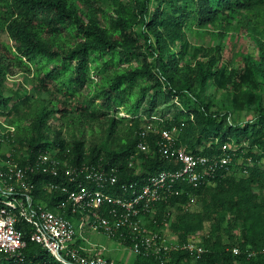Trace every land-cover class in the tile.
Returning <instances> with one entry per match:
<instances>
[{
    "label": "trees",
    "instance_id": "16d2710c",
    "mask_svg": "<svg viewBox=\"0 0 264 264\" xmlns=\"http://www.w3.org/2000/svg\"><path fill=\"white\" fill-rule=\"evenodd\" d=\"M150 2L0 0V117L15 128L7 146L20 165L49 153L73 166L114 168L118 182L106 190L127 197L131 190L124 191L123 185L139 188L149 176L175 168L158 152L155 131L160 129H175V146L195 155L217 156L223 143L239 144L243 138L264 150V0H156L153 8ZM196 28L229 40L244 34L255 52L238 51L231 67L219 64L225 47L220 41L210 48L198 46L188 56L185 31ZM124 61L129 63L121 67ZM18 73L23 81L30 78L31 93L18 84L8 96L6 80ZM210 85L224 96L220 110H212L205 97ZM163 97L177 100L170 116L152 110ZM234 111L254 112V122L230 124ZM51 120L61 125L53 126ZM149 125L155 130L146 137L149 153L134 160L139 133ZM211 138L210 146L200 149ZM242 157L261 160L253 150L238 148L227 169L197 186L178 184L146 216L151 219L146 227L159 233L173 208L200 197L202 213L180 215L174 225L183 244L202 228L205 217L217 216L199 256L178 250L160 257L134 256L133 264H264V200L253 192V187L264 188V171L256 167L247 176L227 175ZM29 182L35 204L53 211L66 194L48 190L46 184L71 188L62 175L33 174ZM16 227L26 241L23 260L0 254L2 264H60L30 241L29 224L21 221ZM236 229L239 234L233 236ZM251 251L254 257H248Z\"/></svg>",
    "mask_w": 264,
    "mask_h": 264
},
{
    "label": "built area",
    "instance_id": "2783aa9c",
    "mask_svg": "<svg viewBox=\"0 0 264 264\" xmlns=\"http://www.w3.org/2000/svg\"><path fill=\"white\" fill-rule=\"evenodd\" d=\"M152 129L155 131L149 125L140 131L137 152L132 159L137 160L138 155L146 157L149 153L146 137ZM14 132L15 128L0 117V150L3 145L7 147V152L0 157V254L17 263L22 262L21 252L26 245L16 227L21 221L31 226L30 241L40 245L60 264H120L105 255L109 252L105 246L88 241L86 235L90 232L116 240L134 256L160 257L178 250L199 256L204 248L197 242H167L164 236L149 232L142 220L157 202L172 195L178 184L186 182L197 186L213 178L218 170L227 169L238 150L228 149L224 144L217 156L195 155L184 147L175 146V129L155 131L159 135V154L174 163L175 168L149 176L139 188L136 183L123 185L124 191L131 190V195L125 197L106 190L118 182L114 168L73 166L49 153H39L32 161L20 165L7 146ZM134 160L130 162L131 167ZM38 173L62 175L71 185L68 188L46 184L48 190H61L66 194L65 201L56 205V211L35 204L30 196L33 185L29 177ZM62 211L69 212L72 218ZM232 252L237 255L238 249L233 248ZM255 255L254 251L248 253V257Z\"/></svg>",
    "mask_w": 264,
    "mask_h": 264
},
{
    "label": "rangeland",
    "instance_id": "374dc122",
    "mask_svg": "<svg viewBox=\"0 0 264 264\" xmlns=\"http://www.w3.org/2000/svg\"><path fill=\"white\" fill-rule=\"evenodd\" d=\"M151 5L153 8L155 6L156 0H151ZM185 36L187 41L189 42V47L190 50L188 51V56L193 54V51L195 48H197L198 46H203L205 48H210L212 46H216L218 44V41H220L225 47L223 49V57H222V61L219 64H227L228 67H231L232 64H235V61L233 60L234 55L238 53V51H245V50H249L250 52H255L254 48H252L249 40L247 39L246 36H244V34H240V36L238 38H235L234 40H229L228 36L225 35L223 38H220L217 33L213 30H204V29H200V28H196L194 29L193 32L190 31H185ZM1 40L2 41H6L7 38L5 35H1ZM130 63H135L134 59H130L129 61ZM128 61H124L120 63L121 67H126L129 63ZM30 76V75H28ZM92 79L96 80L97 76H95L94 74H92L91 76ZM24 80V75L23 74H16L14 77L9 76L8 79L6 80L5 86V94L8 96H12V91L17 90L18 84H24L23 88H25L27 90V93H31L30 91V85L28 84V81H30V78L28 81H23ZM207 96L208 99H211V104L214 106L212 107V110H220L221 108V104L222 102H224V96L221 92L215 90V88L210 85V87L207 89ZM207 99V98H206ZM13 101H16V98L14 97L12 99ZM177 103L176 98H172V100H167L166 98H161L155 101V106L152 108L153 111H156L157 114L161 115V116H170L171 112H173L174 110V104ZM145 107H149L146 104L144 105ZM145 107L143 109H145ZM120 115H124L125 113L123 111H120L119 113ZM144 114V113H143ZM119 115V116H120ZM255 119V113L254 112H236L234 111L233 113H231V116L229 118V123L230 124H243L245 122H251V120H253L254 122ZM51 125L53 126H59L61 125L60 121H55V120H51L50 121ZM8 124V123H7ZM96 125V123L94 124ZM257 128V127H256ZM178 137H180V134L178 133ZM90 140V136H87V143L89 144ZM215 140V139H214ZM211 142H213V139L211 138L208 141H203L202 143V148L204 147H209ZM215 142V141H214ZM227 144V148L231 149V148H243L244 150H253L254 154H258L259 156H261V160L259 162H254L251 160H247V158L245 159L244 157H242L241 159L237 160L235 162V166L233 168H231V170H229V172L227 173V175H231L232 173H236V175L238 177L241 176H247L249 174V170L252 168H256L258 167L260 171H264V150H262L260 148L259 145H250L249 139L248 138H243L239 144H236L233 141L231 142H226L223 143ZM222 145V146H223ZM7 152V147L6 145H3L1 150H0V157L2 158V155L5 154ZM139 156V155H138ZM138 160V159H137ZM233 163H234V158H233ZM239 161V162H238ZM227 170V171H228ZM210 184V183H208ZM253 192L254 194L257 196L258 200H264V188L263 189H258L257 187H253ZM204 197V194H203ZM207 199H209V197L207 196ZM202 213V204H201V200L200 197L197 196H193L191 197V199L189 200V202L183 206H181V208H173L171 210V213L169 214V218L167 219V221H163L164 224L161 226V231L158 232H153L156 234L161 235L162 237L164 236L165 239L167 240V242H171V243H180L178 241V234L181 233V231H175L174 230V225L177 223L178 221V217L180 215L186 214V213ZM158 216V215H157ZM217 216H212L210 220H207V217H205L203 223H202V228L195 231L191 236H190V240L189 241H195L198 243L199 246H201V248H204V238L209 234L208 232V228H209V224L216 222ZM73 221H77L74 218L72 219ZM150 217L147 218L145 217L142 222H144L145 224V228L146 224H148L150 222ZM226 224L223 225V229H225ZM147 230H149V232L151 231L149 228H147ZM222 235L224 236V242L226 243L229 242V239L227 238V236L224 234V232H221ZM215 234H219V233H215ZM233 236H237L239 234L238 230L236 229L235 231L232 232ZM87 239L89 242L91 243H96V244H100L105 246L107 249H109V252L106 253V256L111 257L112 259H114L115 261H117L120 264H133V260H134V255L133 253H131V251L127 248H124L122 244H120L119 242H117L116 240H112V239H107L104 236L95 234V233H89L88 235H86ZM194 256V255H192ZM0 264H2L0 262ZM4 264V263H3Z\"/></svg>",
    "mask_w": 264,
    "mask_h": 264
}]
</instances>
